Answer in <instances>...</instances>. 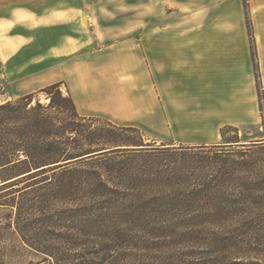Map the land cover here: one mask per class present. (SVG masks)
Here are the masks:
<instances>
[{
    "label": "trees",
    "instance_id": "obj_1",
    "mask_svg": "<svg viewBox=\"0 0 264 264\" xmlns=\"http://www.w3.org/2000/svg\"><path fill=\"white\" fill-rule=\"evenodd\" d=\"M60 86L0 101V264H264V174L210 201L220 195L210 180L157 189L156 175L82 168L113 147L156 150L134 126L95 127ZM234 144L245 145L237 135L224 145Z\"/></svg>",
    "mask_w": 264,
    "mask_h": 264
},
{
    "label": "crops",
    "instance_id": "obj_2",
    "mask_svg": "<svg viewBox=\"0 0 264 264\" xmlns=\"http://www.w3.org/2000/svg\"><path fill=\"white\" fill-rule=\"evenodd\" d=\"M247 1L264 102V0ZM203 11L187 21L158 15L140 38L86 49L83 10L0 0V78L13 96L60 81L80 115L166 134L167 143L216 142L224 127L260 124L261 100L243 0Z\"/></svg>",
    "mask_w": 264,
    "mask_h": 264
},
{
    "label": "rangeland",
    "instance_id": "obj_3",
    "mask_svg": "<svg viewBox=\"0 0 264 264\" xmlns=\"http://www.w3.org/2000/svg\"><path fill=\"white\" fill-rule=\"evenodd\" d=\"M228 1L64 0V10H83L86 38H93L86 49H93L117 39L140 38L141 24L147 21L156 22L158 15L159 20L164 22L187 21L190 13L200 15L204 8ZM243 4L246 18L244 0ZM60 87L65 93L64 83L61 82ZM10 91L8 81L1 77L0 101L16 97ZM40 98L44 100L43 95H40ZM99 118V121L94 122L95 127H101L106 122V119ZM199 129L197 128V131ZM221 130L223 137L208 143H167L161 141L169 137L166 134L140 130L141 134H131L140 136L147 144V150H156L150 157L144 156L145 153H133L131 149H123L131 147H113L91 160L80 162L79 166L101 171H122L132 175H156L155 178L159 182L154 186L157 189L158 186L164 189L171 186L192 189L200 187L203 180H210L211 184L215 185L213 188L220 191V195L211 192L213 196L210 195V201H222L226 195L236 194L240 185H246L253 180L259 181L263 176L264 150L260 146L261 142H264V123L261 121L258 125L248 124L239 128L224 127ZM179 131L183 132L182 129ZM236 135L241 144L245 145H224L226 140H234ZM163 147H171L173 151L160 154ZM218 176L225 181L218 184Z\"/></svg>",
    "mask_w": 264,
    "mask_h": 264
}]
</instances>
